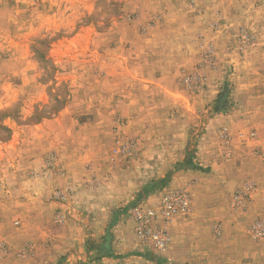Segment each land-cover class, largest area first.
Returning <instances> with one entry per match:
<instances>
[{"label":"rangeland","instance_id":"obj_1","mask_svg":"<svg viewBox=\"0 0 264 264\" xmlns=\"http://www.w3.org/2000/svg\"><path fill=\"white\" fill-rule=\"evenodd\" d=\"M252 5L0 0V264H264V237L248 230L264 214L257 182L234 188L210 225L194 179L182 182L209 171L197 136L217 134L228 159L225 125L242 119L253 152L264 144V13L255 39ZM181 189L190 213L168 226L166 248L141 242L133 208Z\"/></svg>","mask_w":264,"mask_h":264},{"label":"crops","instance_id":"obj_2","mask_svg":"<svg viewBox=\"0 0 264 264\" xmlns=\"http://www.w3.org/2000/svg\"><path fill=\"white\" fill-rule=\"evenodd\" d=\"M256 2L257 0H254L253 9H249L243 18L247 20L251 15V21L247 20L249 22L246 21V23L251 28L255 39H259L261 34L257 25L259 20L255 18L258 17L259 12L264 13V3L257 5ZM225 14L227 13L225 12ZM234 121V123L225 125L230 137L229 158L219 156L223 147L219 146L217 134L204 133L196 137L195 160L198 165L209 168V171L189 169L182 173L183 183L194 179L193 188L196 194V210L194 208V211L203 210L197 219L200 220V224L204 222L206 225H210L212 219L219 213L218 209L221 208V205L227 209L230 193L234 188L242 185L245 180L251 179L257 182L259 187L256 194L259 195L264 190V160L259 155V152L263 153L264 151V144L258 143L259 151L257 154L254 153L255 147L252 139L248 136L247 125H242V119H234ZM189 137V128H185L184 131L177 134L173 148L176 155L172 160H180L183 157ZM118 226L119 224L114 228L115 235Z\"/></svg>","mask_w":264,"mask_h":264},{"label":"built area","instance_id":"obj_3","mask_svg":"<svg viewBox=\"0 0 264 264\" xmlns=\"http://www.w3.org/2000/svg\"><path fill=\"white\" fill-rule=\"evenodd\" d=\"M254 183L246 182L233 194V206L242 207L250 198ZM191 196L188 190H174L165 192L158 201L150 204L138 205L133 208L135 233L141 242H149L159 250L166 248L169 240L168 226L178 215L186 216L190 213ZM249 234L254 238L264 237V214L249 227Z\"/></svg>","mask_w":264,"mask_h":264}]
</instances>
